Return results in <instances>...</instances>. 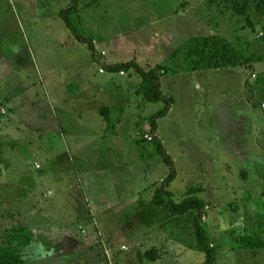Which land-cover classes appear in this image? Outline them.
<instances>
[{"label": "crops", "instance_id": "1", "mask_svg": "<svg viewBox=\"0 0 264 264\" xmlns=\"http://www.w3.org/2000/svg\"><path fill=\"white\" fill-rule=\"evenodd\" d=\"M56 1L59 0L38 1L31 8L32 10H7L5 13L0 10V110L5 108L6 115H8L3 117L0 112V228L3 227L4 222L14 225L16 221L18 224L20 199H24V197H28L29 201L33 202H28L30 215L40 214L44 218L47 217L46 221H49L48 219L52 216V213L48 212V206L53 209L55 205L50 200H46L45 197L50 195L51 192L54 194L53 188L56 189L54 187L56 185H54L55 183L51 178L54 177L56 181V178L59 177L60 183L63 181V215L67 213V216H63V231L72 233L69 225L78 221L76 218L89 220L91 218L90 214L94 212L97 221L101 224L100 231L107 233L114 240H112V246L107 247L105 252L100 251V248L91 249L89 252L91 264H132L131 260L134 264H171V258L180 256L179 253L193 254L194 257L198 254L202 258L193 230L190 234L191 240L185 239L183 235V238L180 235L175 237L174 234L165 237L166 232L157 233L158 230H162L160 227L163 224L172 222L174 218H185L190 213L175 217L166 209L168 220H165V212H157L162 207L151 205L157 190L169 176V174L167 176L169 167L161 161L162 157L157 164L148 161V158L152 159L153 150L158 152L157 147L147 142L140 143L143 140L142 135L148 134L151 128L149 131L142 133L141 137L137 139L138 146L142 148H140V152L136 153L141 157L139 159L144 160V165L140 169H133L131 165L114 167L117 160L111 163L112 168L108 167L107 164L109 163L104 165L100 163L114 149L119 151L116 152L118 155H124L122 159L125 158L127 153L121 146L127 144L126 141L128 140L121 132L122 125L125 122V105L131 104V107L135 109L142 107L140 103L144 100V97L140 94V88L137 89L136 87L138 85L141 87L142 81L137 80L139 83L131 89L134 74L131 78H128L119 74L100 72L97 68L101 69L102 66H99L100 64L98 65L96 60H93V64L91 63L92 56L89 46L79 43L73 36L72 43L70 41L68 43L73 47H77V44L84 46L86 49L82 53L84 58L81 62H76L72 56L67 55L63 60V47L66 45H63L64 21L61 13L70 7V0H60L63 9L52 10V6ZM100 3L101 0H79L78 11L73 14L71 19L76 17L81 25L75 24V26L81 34L92 39L94 45L96 44L106 51L108 65L127 63L126 60L129 59L139 62L138 56L152 53L154 48L153 39L151 40L152 45L149 47L146 45L150 43L141 40L136 41L135 45H132L135 48L133 49L128 45L132 41H123V38V42L119 40L120 36L118 35L121 30L116 31L119 26L114 25L115 17L113 20H103V26L101 21H98L93 14H86L88 10H100ZM82 16H86L85 18L91 29L94 30V36L85 33V25L82 27ZM169 20L171 19L158 21V23L172 25V20L170 23ZM109 22H113V32L110 31V28H107ZM158 23L151 22V25L145 26L143 31L147 32L149 28L156 27ZM125 31H128V34ZM125 31L122 35H125V37L130 36L131 30L126 29ZM70 35L72 34L69 31ZM156 37L164 40L163 34L161 37L156 34ZM125 42H128V44ZM121 43L131 47L130 50H127L128 52H125L128 57L132 56L129 59H126V55L121 54L122 51L116 57L113 56L111 48L120 49L123 47H121ZM140 46H142V51L133 56L131 50L136 51ZM174 53H171L172 56H174ZM111 59H115L116 63H111ZM171 59L178 60L180 56ZM63 63L66 64L65 68H63ZM140 64L147 67H167L170 70V74L163 76L161 85L163 93L172 101V108L168 116L158 122L157 133L177 170V177L169 186L168 195L172 196L171 194L174 193L175 189L178 190L176 188L177 183L184 187V183H181L184 179H181L177 166L179 158L174 155L176 149L173 148V145L176 138L169 140L174 135L169 136L168 139L165 138L164 126L165 130L168 128L171 132L176 131L180 134L178 142L182 145L181 152L184 156L194 162L198 161V165L204 166L205 164V166H209L211 170H214L209 175L211 181L201 179L207 185L205 191L208 194L202 193L196 197L205 201L211 207L210 212L221 211L222 214L227 216L228 211L225 212V208L230 206V202L229 205L219 203L218 197L210 196L212 193L208 191H214L213 194H215V190H224L222 188L217 189L214 186L216 185L214 178H216L218 171L225 176V179L229 177V182L235 180L234 177L231 178L233 168L227 161L229 147L226 131L228 126L240 128L244 124H241L240 119L229 121L226 118V113L236 112L240 108L236 102H222L220 94H215L218 93L215 92L216 89L210 92L208 88L210 85H207L205 89L204 85L199 82L196 83L197 86L194 89L196 95L192 93L184 95V92V94L178 96L179 92L184 90L179 88L177 83H181L185 78L198 73L211 75L212 77L233 75L231 79L238 78L239 80L232 81V83L226 85V88L231 90L238 86L242 89L246 95L244 97L246 109L249 110L247 114L252 117L256 108L253 102L254 92L259 94L261 89L264 90L263 87H259L260 85L254 86L252 79L256 81L259 79L257 73L248 74L253 65L222 70H193L191 72L180 67H174V64L168 66L161 63ZM166 81H168L167 85ZM218 84L221 83L218 82ZM219 85L216 84L215 88H219ZM121 93L124 97L121 96ZM103 96L111 101L99 103L98 100ZM223 96L228 95L224 93ZM262 96L264 98V95ZM125 99H128V101L126 102ZM95 101L97 102L95 103ZM150 103H145L143 107L150 105ZM104 108L110 109V126L102 114ZM156 110L159 111L157 108ZM214 111H216L215 114ZM149 116V121H151L154 115ZM204 116H207L209 120L206 125L207 131L201 133L202 128L197 129L198 119L202 121ZM79 121L84 127L81 131L68 129ZM259 127L258 121H251L249 129L243 131V135L237 137V140L234 141L238 142V139L241 138L247 146L256 147L258 151L264 154V145L260 143L262 139L259 134ZM22 129H24L23 135L21 133L17 135ZM67 130L69 133H67ZM46 137H51L49 140L51 145L46 147L48 155L44 156L46 159L44 165L37 162L35 155L38 154L31 153L30 147L24 149V155H22L21 150L19 152L20 144L23 141L32 144L36 141L42 142ZM169 143L172 144L171 147H169ZM248 150V148L245 150L242 148L233 154L235 157H241L243 161L245 160V165L240 164V167L237 168L238 184L243 185L241 187L244 188H241L242 192L239 195L232 194L233 197L230 198L234 201L235 209L241 207L239 205L244 206L245 203L251 201L250 193L254 192L253 188L248 187L246 189L245 187L262 173L259 168L263 164L260 161L261 156L254 152L248 154ZM36 152L37 150L34 153ZM75 156L81 159L78 164ZM24 160H29L26 162V166L22 162ZM221 162L223 163L222 168L218 165ZM164 165H166L165 174H156L158 168H154L162 166L164 169ZM196 165L197 163L191 164L192 171L195 170ZM20 167L26 168L27 172L24 170L19 173ZM99 168H101V171L98 170ZM14 169L17 170L16 175ZM101 173L107 174V179L95 176ZM193 173L190 175L192 176ZM137 174L143 180L140 185L133 188V185L130 184L136 183ZM14 175L17 182L14 180ZM92 176L94 177L92 183L90 186L85 187V182ZM192 178L197 179L193 176ZM150 190L154 193L152 200L146 201L144 198ZM128 191H131L132 194L130 195ZM59 194L62 193L59 192ZM65 196H68L67 200ZM69 198L70 200H68ZM6 199H10V202H6ZM5 206L8 208L7 210H3ZM133 207H136L135 212L132 211ZM126 209H128L127 214H125ZM252 211L254 213V210ZM69 213L70 215H68ZM250 213L252 212L248 211L246 215H249L246 217L252 221L253 216ZM112 214H122L125 219L124 232L120 237H117L110 229L103 230L102 222L108 220ZM240 214L241 211L235 212L236 216ZM169 217H172V220ZM217 219L215 223L221 220L222 217L220 219L217 217ZM209 220L210 216L208 217ZM239 221L244 223L243 219ZM117 239L121 241L116 242ZM161 249L168 256L156 258L158 251ZM162 251L160 253H163ZM102 254H107L108 258H102ZM151 255L154 256L152 259H150ZM67 262L68 264H77L74 259L68 258Z\"/></svg>", "mask_w": 264, "mask_h": 264}, {"label": "rangeland", "instance_id": "2", "mask_svg": "<svg viewBox=\"0 0 264 264\" xmlns=\"http://www.w3.org/2000/svg\"><path fill=\"white\" fill-rule=\"evenodd\" d=\"M41 0H0V10H3L4 13L7 12V10H32L31 8L36 4V2ZM256 0H251L252 3V9L250 12V22H252L253 26L250 25V22L248 21L247 17L241 16L236 14L233 10L229 9H218V8H211L209 6V0H101L100 3V10H88L86 12L93 14V16L98 19V21H101L102 25L104 26L103 20H113L115 17L114 25L119 26L116 31H120L119 40L123 41L126 40L129 42L132 41V43L125 42L128 45H130L132 48V45H135L134 43L136 41H143L147 44L146 46H151V40L153 39V50L152 53H147L141 56H138L139 63L145 64V63H161L163 65H170L174 64V67L181 68L183 70L193 71V70H201V68L197 67V63L200 60V57L193 54L189 49L184 51L180 55V59H171L172 54L174 51L179 49L181 46L183 47L185 44L190 46L192 44L193 40L198 38L200 43L202 44L205 40L213 39L214 37H220L226 40V42L238 53L241 55H244V57L248 60H252V67L250 68L248 74H255L259 76V79L256 81L255 79H251L254 81V86L257 85L259 87H263L264 89V16H260L257 12V3ZM86 3V1H85ZM84 3V5H85ZM52 10L60 9L63 7L62 2L56 1L54 5L52 6ZM63 9V8H62ZM107 12V13H106ZM184 12V13H183ZM114 13V15H113ZM180 13V14H179ZM86 17V16H85ZM84 16H82V27H84V31L89 36H94V30L91 29V26L89 22L86 20ZM72 18V17H71ZM170 18L172 20V25L169 24H161L158 23L162 22L165 19ZM171 20L168 22L170 23ZM72 22L76 25H81L78 22V19L76 17H73ZM113 22H109L107 25V28H110V31L113 32ZM151 22H157V26L154 28H149L146 31H143L145 29V26L151 25ZM126 29H130V36L122 35ZM163 30V31H161ZM128 34V31H125ZM156 34L164 35V40H160L159 37H156ZM71 36V37H70ZM69 36L68 28L66 27L65 23L63 22V45H66L63 47V60L64 58L69 55L72 56L73 59L76 62H81L84 58V55L82 54L85 49L84 46L77 44V47H73L68 42L70 41L72 43V35ZM117 36V37H118ZM86 37V36H85ZM122 41V42H123ZM68 44V45H67ZM123 46V47H122ZM130 46H125L124 43H121L120 49L118 48H111L112 54L114 57H116L118 54L122 53L123 56H125V52H128L127 50H130ZM87 47V46H86ZM139 47V46H138ZM137 48V47H136ZM142 46L140 48H137L138 50L132 51L133 56L140 53L142 51ZM144 48V47H143ZM196 49L199 48L195 47ZM96 54L93 56L91 53V63L93 60H96L99 66H102L100 72L105 71L103 66L104 64H108L106 61V51L101 49L95 44ZM135 49V48H133ZM134 51V52H133ZM89 53V56H90ZM172 53V54H171ZM171 55V56H169ZM132 57V56H129ZM128 55H126V59H129ZM133 59L126 60V62L132 61ZM177 60V61H176ZM175 61V62H174ZM111 63H116L115 59L110 60ZM93 64V63H92ZM66 67V64L63 63V68ZM147 68V66H144ZM149 67V66H148ZM159 67V66H155ZM154 66H150V68H155ZM162 68V73L165 72V74H170V70L167 67H159ZM171 70H173L171 68ZM106 72V71H105ZM134 74V79L131 82L130 88H135L137 83H139L137 80L142 81L141 77L136 75L134 72L130 73H121L122 77H132ZM231 76H220V77H212L211 75L207 74H200L197 75H191L189 78H185L183 82L177 83L179 88H181L184 91L179 92L178 96H181L182 94H194L196 95L195 86L197 82L204 85L205 89L207 85H210L209 90L210 92L214 89H216L215 94H220L222 98V102H236L240 108V110L236 112H227L226 118L231 120H241L242 125L240 128L238 127H232L228 126L226 135L228 138V157L227 161L233 168V173L231 178H235L234 181L229 182V177L225 179L224 175H221V172L218 171L216 178H214V181L216 183L215 188L217 189H224L222 190H215L214 191H208L209 193H212V195L217 200H219V203H226L230 204V206H227L225 208V212L228 211V215L222 214L221 211H215L210 212L211 207L209 206L207 208V213L205 218L203 219V223L210 235L211 242L214 244V247L217 250V264H264V246L262 248L256 247V244L260 245L261 242L264 244V154L258 151L256 147H249L244 142L243 139H238L237 137H241L245 131L249 129V123L251 121H258L259 122V134L261 135V144L264 145V98L262 95H264V90H260L259 94L254 92V99L253 102L255 103V114L250 117L248 116L247 112H249L245 104L244 97L246 96L245 93L242 91V89L238 86L235 88L228 90L226 88V85H229V83H232V81H238V78L231 79ZM221 83L223 85L218 84ZM257 82V83H256ZM168 84V81H166V85ZM219 85V88H215V85ZM137 89H139L140 94L144 97L141 101L140 108L135 109L134 107H131V104H127L125 112H124V124L122 125V133L124 134V137L128 139L126 142L127 144L121 145L123 150L127 153L125 155V158H123L124 155H118L116 152H119L118 150L114 149L111 154L106 156L105 159H102L100 162L101 164H107L108 167H111V163L115 162L117 160V164H114V167H120L125 165H131L133 169L141 168L144 165V160L139 159L141 157L138 156L136 152H140V148L137 144L138 137H141L142 133H145V131L150 130V121H149V115H155L157 112V109H161L162 105L160 103L151 102L150 105L143 107L145 103H149V101L146 99V96L143 94V88L138 85L136 86ZM131 89H129L131 91ZM226 94L228 96H223V94ZM121 96L122 93H121ZM211 96V94H210ZM209 96V97H210ZM111 97V96H109ZM124 97V96H123ZM198 97V96H194ZM111 101L109 98H106L103 96L101 99H99V103H107V101ZM125 101L127 102L128 99ZM97 101H95L96 103ZM145 102V103H144ZM6 110V109H5ZM1 112V110H0ZM7 112V111H6ZM216 111L213 113L215 114ZM152 113V114H151ZM181 113L180 111L178 112ZM218 113V112H217ZM7 114V113H6ZM6 114L1 115L8 116ZM135 116V117H134ZM130 118V119H129ZM135 118V119H133ZM133 119V120H132ZM196 119V118H195ZM207 116H204L202 121H199L198 119V128H202L201 133H204L206 130V125L208 122ZM84 127L80 123V121L77 124H74L71 128H68L72 131H81ZM199 130V129H198ZM21 132H18L17 135L21 133L23 135L24 129L20 130ZM187 131V130H183ZM244 131V132H243ZM67 133L69 131L67 130ZM174 135L169 140H174L175 142L173 145V148L176 149L175 156H177L179 159L177 160V166L178 170L181 174V179H184V187L177 183L174 193H172V196H169V198H173L176 203H180L184 199L191 197V196H197L202 193H207L206 190V183L203 182L201 179H207L211 181L210 179V173H213L214 170H211L209 166H201L198 165V161H192L187 156H184L181 152L182 145L179 144L178 139L179 135L176 131L171 132L168 128L165 130L164 126V137L169 138ZM51 137H46L42 142L36 141L32 144H27V142L23 141L20 144V149L22 155H24V149L27 147L31 148V153L38 154L35 155L37 162L41 163L42 165L45 164L46 159L44 158L45 155H48L46 147L50 146L51 143L49 142ZM71 144V143H70ZM72 145V144H71ZM152 147V145H150ZM172 144L169 143V147H171ZM144 147V146H143ZM176 147V148H175ZM245 150L248 148V154H251V152H254L255 154H258L261 156L260 161H262V165L259 166L262 173L259 174L257 179L252 181L251 183L246 185V189L253 188L254 192H249L252 198L257 199H251L250 202H247L243 205H239L241 207L235 209L234 204L230 198L233 197L232 194H240L242 191L241 187L243 185L238 184V178H237V168L240 167V164L245 165V160L243 161L241 157H235L233 154L237 150L242 149ZM35 150H37L36 153ZM27 151V150H26ZM74 151V150H73ZM28 152V151H27ZM75 152V151H74ZM247 152V151H246ZM115 153V154H114ZM152 159L148 158V161L157 162L161 158V155L159 152L153 150ZM147 157V155H145ZM78 160L77 164L81 161L77 156H75ZM143 157V156H142ZM29 160L22 161L25 163L24 166H26V162ZM147 161V160H146ZM164 163V160H161ZM224 161V160H223ZM64 162V160H63ZM197 163L195 170H193L191 164ZM221 168L223 163L221 162L218 164ZM102 166V165H101ZM164 169L162 166L155 167L154 169L158 170L156 171V174H165L166 165H164ZM32 167V166H31ZM38 170H40L39 167H37ZM44 169L47 171V169L44 166ZM99 168L98 170H100ZM168 169V168H167ZM24 170L27 172L26 168H19V173H22ZM32 170V169H31ZM44 170V171H45ZM169 170V169H168ZM15 175L17 170L14 169ZM101 171V170H100ZM192 171V172H191ZM258 171V170H257ZM255 171V172H257ZM136 172V171H135ZM138 172V171H137ZM194 172V173H193ZM191 173L194 178L190 175ZM170 174L167 172V176ZM14 180L17 182V178ZM102 178L107 179V174H99L95 175ZM63 177V175H62ZM55 181L54 177L51 178L53 183H55L54 186L56 189L53 188L54 194L51 192L50 195H47L46 200H50L51 203L53 202V209L52 207H49L50 213H52V216L49 217V221L47 220V217L44 218L40 216V214L36 215H30L29 210L30 206L29 203H33L29 201L28 197H24V199H20L21 206L19 208V215L20 217L17 219L18 224L15 221V224L12 225L11 223L4 222L2 224V228H0V243H5V241H8L6 249L13 251L15 254H18L22 257L24 260V264H68L67 260L74 259L76 260L77 264H91L90 258L91 255H89V252L91 249L100 248V251L105 252L106 248L109 246H112L113 238H110L109 235L101 232V224L97 221L96 215L91 213L89 220L84 219H78L76 218V222L71 223L70 231H63V216H67V213L63 215V181L60 183L59 177L56 178ZM94 177L92 176L87 182H85V187L87 185L90 186L92 183V180ZM167 179V178H166ZM136 183H132L130 185H133V188L137 185H140L143 180L140 176L137 174V179H135ZM217 181V182H216ZM228 184V185H227ZM131 188V189H133ZM229 190H225V189ZM153 190V189H152ZM152 190L148 192V195L144 198L146 201H149V199L152 200L153 194ZM233 190V191H232ZM61 192L62 194H59ZM120 192V191H118ZM131 195L132 192L128 191ZM23 193V192H21ZM69 193V192H68ZM205 194V195H206ZM22 197V196H21ZM66 200L68 196L66 197ZM70 200V198L68 199ZM6 202H10V199H6ZM215 202V200H214ZM254 202V203H253ZM6 204V203H4ZM228 204V205H229ZM25 205V206H24ZM36 205V204H35ZM38 206V205H36ZM218 207V205H216ZM47 207V208H48ZM220 208V207H218ZM8 208L5 206L3 210H7ZM213 209V206H212ZM254 210V213L253 211ZM133 212L136 211V207H133ZM241 211V214L236 216L235 212ZM248 211H251L250 213L252 217L251 219H248L246 216L249 215L246 213ZM157 212H165L166 219L168 220V212L166 209H160V211ZM128 213V209L125 210V214ZM70 215V213L68 214ZM222 215V216H221ZM49 216V215H47ZM196 216V213L192 212L185 218H174L172 222H167L163 224L160 227L162 230H158L157 233H165V237L171 236L174 234L175 237H180L185 239H190V234L192 229V221H194ZM210 216V220L208 221V217ZM214 216V218H212ZM217 217L221 220H219L217 223ZM172 217H169L170 220ZM231 218V219H229ZM234 218V219H232ZM178 219V220H177ZM243 219V222H240L239 220ZM87 221V222H86ZM125 219L123 218V215H114L112 214L111 217L108 218V220H105L102 222L103 230L110 229L111 232L113 231L117 237L122 236L124 232L125 227ZM47 222V223H46ZM44 223V224H43ZM13 226V227H11ZM16 229L15 236L16 238L12 240L6 239L5 234H2L3 231H10ZM178 231V233H176ZM21 235V238H18V236ZM183 235V236H182ZM253 237V247L256 248H245V245H243V239ZM195 238V236H194ZM113 240V241H112ZM191 240V239H190ZM116 242H119L121 240L117 239ZM163 249L159 250L158 255H156V258H161L162 256L167 257L168 254H165V251H162ZM87 251V252H86ZM128 251V250H127ZM162 251L163 253H160ZM85 252V253H84ZM83 253V254H82ZM82 254V255H79ZM162 254V255H161ZM180 256H175L172 259L171 264H204V255L201 253V257L197 254L195 257L193 254L187 255L184 253H179ZM101 257L104 259H107V254L101 255ZM167 260V259H166ZM86 262V263H85ZM131 263L134 264V262L131 260Z\"/></svg>", "mask_w": 264, "mask_h": 264}, {"label": "trees", "instance_id": "3", "mask_svg": "<svg viewBox=\"0 0 264 264\" xmlns=\"http://www.w3.org/2000/svg\"><path fill=\"white\" fill-rule=\"evenodd\" d=\"M255 2L257 3L258 14L260 16H264V0H256ZM78 6L79 0H70V7L66 10H63L61 17L72 36L79 43L88 45L91 53L93 56H95L96 49L95 45L93 44V40L82 35L79 29L72 22L71 17L74 13H76V11H78ZM209 6L211 8H225L233 10L236 14L247 17L248 21L250 22V12L252 9L251 0H209ZM250 25L253 26L252 22H250ZM198 40V38L194 39L190 46L187 44H185L183 47L181 46L174 53V58L179 57L187 49L191 51L189 53L195 51L193 54L200 57L197 67L201 68V70H222L228 68L249 67L252 63V60H248L244 57V55L236 52L223 38L214 37L211 40H205L202 44ZM198 46L199 48L196 49L195 47ZM103 68L106 72L113 74L134 72L142 79L143 94L146 96V99L149 102H156L162 105V109H160L150 121L151 131L146 135L143 134V140L140 141V143L147 142L154 144L157 147L159 154L163 158L164 163L169 167L170 170L168 178L157 190L151 205L165 208L172 216L175 217H181L191 212H195L196 216L192 222V229L197 241V246L204 255V264H217V250L213 246L209 233L203 223V219L206 216V211L209 205L196 196L188 197L180 203H176L168 196V188L175 181L177 177V170L172 158L167 153L162 140L157 136L158 122L161 119L167 117L172 108L171 99L167 97L162 91L161 80L165 75V72L162 73V68L159 67L146 68L135 60L127 63L110 65L104 64ZM254 78H256V76H254ZM102 114L105 116V119L110 126V109L104 108L102 110ZM147 137H151L153 140L149 141ZM16 231V229L10 231L6 230L3 231L2 234H5L6 239L12 240L16 238ZM21 237V235L18 236V238ZM253 240V237L243 239L242 242L243 245H245V248H254ZM7 242L8 241H5V243H0V264H24V260L21 256L6 249L8 244ZM263 246L264 244L262 242L260 245L256 244V247L259 248H262ZM152 257L154 256L151 255L150 259H152Z\"/></svg>", "mask_w": 264, "mask_h": 264}, {"label": "built area", "instance_id": "4", "mask_svg": "<svg viewBox=\"0 0 264 264\" xmlns=\"http://www.w3.org/2000/svg\"><path fill=\"white\" fill-rule=\"evenodd\" d=\"M263 108H264V106H263ZM1 112H2V114H6L7 113L6 110H5V108H1ZM148 139H149V141H152L153 140L151 137H149Z\"/></svg>", "mask_w": 264, "mask_h": 264}]
</instances>
